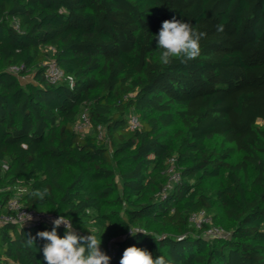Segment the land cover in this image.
I'll return each mask as SVG.
<instances>
[{"label": "trees", "instance_id": "trees-1", "mask_svg": "<svg viewBox=\"0 0 264 264\" xmlns=\"http://www.w3.org/2000/svg\"><path fill=\"white\" fill-rule=\"evenodd\" d=\"M173 17L207 37L197 59L163 65L154 37ZM48 58L73 87L49 81ZM172 159L181 179L164 191ZM18 195L101 238L110 264L133 245L174 264H264V0H0V212ZM200 211L228 236L192 226ZM52 227L0 224V264H47L45 241L26 239Z\"/></svg>", "mask_w": 264, "mask_h": 264}, {"label": "clouds", "instance_id": "clouds-1", "mask_svg": "<svg viewBox=\"0 0 264 264\" xmlns=\"http://www.w3.org/2000/svg\"><path fill=\"white\" fill-rule=\"evenodd\" d=\"M216 27L218 32L224 31L222 24ZM206 37V32L198 30L190 22L175 17L163 21L158 34L154 37L157 41L156 48L160 50L159 62L169 65L175 58L186 64L197 59L201 55L200 41ZM31 195L44 201L49 195V190L46 187L36 189ZM31 219L30 217L29 220ZM52 225L51 231H38L35 236L29 233L26 239V246L29 248L35 246L37 238L45 241L42 251L47 264H110L111 257L101 248V238L98 239L90 232L87 235L80 234L73 227L71 220L64 216L53 219ZM61 225L65 227L63 237L57 232ZM119 264H174V262L163 255L153 258L147 249L133 245L124 250Z\"/></svg>", "mask_w": 264, "mask_h": 264}, {"label": "built area", "instance_id": "built-area-1", "mask_svg": "<svg viewBox=\"0 0 264 264\" xmlns=\"http://www.w3.org/2000/svg\"><path fill=\"white\" fill-rule=\"evenodd\" d=\"M46 51L49 53H54L55 49L49 47ZM42 65L46 68L47 77L52 84L67 81L69 85L73 87V77L65 75L64 71L59 67L53 58H48ZM22 69L23 67L14 66L10 68V72L18 74ZM92 127L93 124L88 113L86 111L83 112L75 125V130L79 133L87 134L91 131ZM139 127V118L135 115L130 116L129 128L131 130H136ZM98 131L100 138H102L104 132L101 126L98 127ZM170 162L172 166L170 168L169 182L164 188V191L170 190L181 179L180 173L177 171L174 165V159H172ZM6 207L9 210V213L0 212V224L12 223L18 226L34 228L39 224L52 225V220L61 216L54 213L39 212L36 210L27 209L23 206L19 195L11 199ZM30 217L32 218L31 220H29ZM190 224L197 229H203L205 226H207L208 228L206 230V236L209 239L228 236V233H226L224 229L214 225L213 217L205 211H200L191 215ZM61 227L65 228L63 225H61Z\"/></svg>", "mask_w": 264, "mask_h": 264}, {"label": "rangeland", "instance_id": "rangeland-1", "mask_svg": "<svg viewBox=\"0 0 264 264\" xmlns=\"http://www.w3.org/2000/svg\"><path fill=\"white\" fill-rule=\"evenodd\" d=\"M32 78H33V76L32 75H29V76L23 77L21 80H22L23 83H26V82L31 81ZM260 124L263 125L262 122H260Z\"/></svg>", "mask_w": 264, "mask_h": 264}]
</instances>
